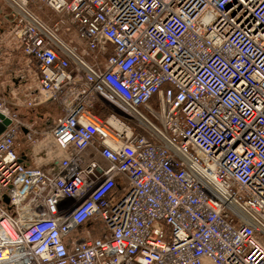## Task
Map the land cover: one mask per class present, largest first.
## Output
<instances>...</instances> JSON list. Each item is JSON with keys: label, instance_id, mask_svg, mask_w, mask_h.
Here are the masks:
<instances>
[{"label": "built area", "instance_id": "1", "mask_svg": "<svg viewBox=\"0 0 264 264\" xmlns=\"http://www.w3.org/2000/svg\"><path fill=\"white\" fill-rule=\"evenodd\" d=\"M37 1L24 107L61 114L0 102V264H264V0Z\"/></svg>", "mask_w": 264, "mask_h": 264}, {"label": "rangeland", "instance_id": "2", "mask_svg": "<svg viewBox=\"0 0 264 264\" xmlns=\"http://www.w3.org/2000/svg\"><path fill=\"white\" fill-rule=\"evenodd\" d=\"M30 8L44 21L50 25H55L57 20L60 18L59 14L49 6L40 3L37 0H29ZM73 40L77 42V38L73 35ZM14 46V43H12ZM21 62H24L22 59ZM32 72L36 69V65L31 62L30 64ZM23 72L16 70L14 74H8L3 77L4 84L10 86L9 92L8 87L0 89V102H4L7 106L12 109H16L18 116L25 119H32L33 123L37 127L51 126L56 118L61 114L59 107L55 104H43L33 108L24 107L25 100L28 99L35 91L34 82L29 75L23 76ZM15 86V87H13ZM8 95L3 97L4 94ZM31 94V95H30ZM15 102V105H12ZM106 113L105 111L101 110Z\"/></svg>", "mask_w": 264, "mask_h": 264}, {"label": "crops", "instance_id": "3", "mask_svg": "<svg viewBox=\"0 0 264 264\" xmlns=\"http://www.w3.org/2000/svg\"><path fill=\"white\" fill-rule=\"evenodd\" d=\"M12 26L13 15L9 0H0V89L8 87L9 92L10 86L4 84L3 77L20 70L23 72L24 77L27 75L31 77L36 90L38 86L37 71L34 69L32 72L30 67L31 59L24 54L18 40L13 35ZM12 43H14V46H12ZM22 59L24 62H21ZM6 93H3V97L8 98Z\"/></svg>", "mask_w": 264, "mask_h": 264}, {"label": "water", "instance_id": "4", "mask_svg": "<svg viewBox=\"0 0 264 264\" xmlns=\"http://www.w3.org/2000/svg\"><path fill=\"white\" fill-rule=\"evenodd\" d=\"M11 123V120L7 118L3 113L0 112V135L6 130L7 126ZM8 202L9 199L6 198Z\"/></svg>", "mask_w": 264, "mask_h": 264}, {"label": "bare ground", "instance_id": "5", "mask_svg": "<svg viewBox=\"0 0 264 264\" xmlns=\"http://www.w3.org/2000/svg\"><path fill=\"white\" fill-rule=\"evenodd\" d=\"M80 190H81V193H83V190H82V188H80Z\"/></svg>", "mask_w": 264, "mask_h": 264}, {"label": "trees", "instance_id": "6", "mask_svg": "<svg viewBox=\"0 0 264 264\" xmlns=\"http://www.w3.org/2000/svg\"><path fill=\"white\" fill-rule=\"evenodd\" d=\"M103 112H101V114H102Z\"/></svg>", "mask_w": 264, "mask_h": 264}]
</instances>
